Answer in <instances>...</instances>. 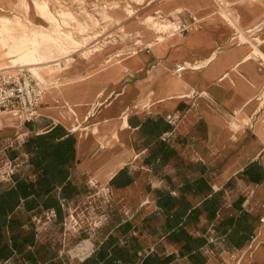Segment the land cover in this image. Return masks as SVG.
<instances>
[{"label":"crops","instance_id":"crops-1","mask_svg":"<svg viewBox=\"0 0 264 264\" xmlns=\"http://www.w3.org/2000/svg\"><path fill=\"white\" fill-rule=\"evenodd\" d=\"M10 2L15 4L16 1L0 0L6 7ZM212 8L215 7L211 2L208 10ZM236 8L235 13L230 12L233 22L247 25L246 29L254 28L246 34L264 52V0H246ZM219 19L211 20L208 16L198 28L182 33L184 40L170 44L163 52L151 47L140 51L130 62V68H123L120 74L110 77L104 85L110 93L109 105H98L88 120V108L80 112L83 126L96 115L100 122L98 136L90 135L80 142L76 132L81 128L72 130L70 120L57 115L55 102L48 99L41 101L37 119L19 123L23 134L30 136L58 123L76 134L73 172L74 182L81 191L63 201V219L69 211L80 209L82 227L78 236L72 230L65 233V248L79 242L82 247L78 250L84 253L98 248L113 234L119 236L120 245L137 238L141 252L144 255L157 253L163 261L161 264H264V222L260 220L264 217V60L254 53L248 42L242 43L232 29L225 32L224 28L213 27V24L221 23ZM257 32L260 33L255 35ZM256 37H260L261 42L254 40ZM234 39L236 42L229 44ZM213 52L215 56L204 66L183 73L175 71L179 64L203 60ZM151 72L155 74L152 77L155 81L148 79ZM185 78L186 83L180 86L182 92H177V81ZM98 87L100 85L95 84L93 90ZM150 93L151 100L146 104ZM169 94L178 97L168 100ZM138 102H145L142 108L137 107ZM125 110H129L128 126L120 125ZM168 116L173 117L172 127L162 140L169 148L163 150L161 158L154 157L156 139L145 135L137 125L138 121L148 117L167 119ZM232 121L239 127L233 128ZM7 127L13 130L15 126ZM114 132L119 138L114 137ZM24 141L19 142L21 151L14 152L15 170L29 172L36 180L39 174H34L28 164ZM254 164L263 168L259 181L244 173ZM199 166L205 170L202 172ZM122 168L128 170L134 181L117 188L111 181ZM113 169L115 172L110 175ZM200 176H204L211 186L208 198L218 193L221 202L213 216L211 211L203 208L205 196L186 195L201 212L184 230L193 238L206 240L200 246V258L196 260L182 254L184 237L177 241L168 238L169 233L164 230L166 213L157 205V191L169 190L180 195L185 179ZM10 179L9 176L3 184L1 181L0 188L8 186ZM92 179L96 181L95 187ZM104 186L110 193L108 196L98 192ZM245 214L254 217V235L243 242L238 237L230 240L233 227L226 221ZM29 215L33 225H27V228L35 227L37 244H51L53 249L47 248L58 253L56 261L63 264L77 262V253L69 256L65 252L68 248L62 249V243L58 247L63 237L57 230L62 220L56 210L36 207ZM34 217H40V223H36ZM125 224L130 225L123 233L120 228ZM135 264H142V260Z\"/></svg>","mask_w":264,"mask_h":264},{"label":"trees","instance_id":"trees-1","mask_svg":"<svg viewBox=\"0 0 264 264\" xmlns=\"http://www.w3.org/2000/svg\"><path fill=\"white\" fill-rule=\"evenodd\" d=\"M130 122H133L131 118ZM137 125L145 135L156 139L157 147L152 156L161 158L163 150L169 148L166 141L162 140V136L171 129L172 124L164 117L157 119L148 117L144 121H138ZM76 142V134L60 123L24 142L23 149L29 156L28 164L32 167V172L38 173L39 177L34 180L29 172L15 170L10 175L11 179L7 180L9 185L0 188V264H10L19 255L25 256L28 264H40V260L42 264H63L55 260L58 256L56 251L37 244L35 227L27 228V225H33L29 212L36 207L56 210L58 218L63 223L65 206L63 201L81 191L79 185L74 182ZM15 156L13 153L10 158L13 159ZM199 167L202 172L205 170L204 167ZM244 173L251 179L259 181L263 175V168L259 164L250 165ZM133 181L134 177L126 168H122L111 183L117 188H122ZM180 191V195H174L169 190L157 191V205L166 213L164 230L169 233L168 238L171 240L177 241L184 237L186 242L182 246V254L193 259L200 258L198 250L206 240L191 237L184 228L190 221L198 219L201 209L194 207L186 195L205 196L203 208L211 211L213 216L221 202L220 195L215 193L208 198L211 186L204 176L185 179ZM226 223L233 227L230 240L238 237L243 242L254 235V217L250 214L230 218ZM129 225L121 226V231L125 233ZM119 241V236L110 235L79 264H135L140 259L142 264L163 262L157 253L144 255L137 238H131L125 245H120ZM41 248L45 250L43 253H40Z\"/></svg>","mask_w":264,"mask_h":264},{"label":"rangeland","instance_id":"rangeland-1","mask_svg":"<svg viewBox=\"0 0 264 264\" xmlns=\"http://www.w3.org/2000/svg\"><path fill=\"white\" fill-rule=\"evenodd\" d=\"M14 1H17V0H14ZM29 1L33 4V0H29ZM47 1L49 2V10L51 8V10L56 15H58L57 17L60 19L59 22L61 21V27L65 30H70L72 34L74 35V37L82 44L83 42H85V37L89 38V35L91 36L94 34L100 35L98 40L89 38L90 44L87 47H90L92 45H94L95 47H98L100 43H97V42L100 41L101 43H103V48H104L103 51L101 52L97 51L89 59L85 58L82 54H79L80 52L73 54L76 58L77 66L83 70H87L90 68L92 69L93 66L98 65V64L101 65L102 62L105 61L106 65L104 68H102L101 70H98L97 72L91 75H87L86 76L87 78L80 81V85L82 84H84L85 86L89 85V87H94V85L100 81L99 83H97L98 85H100V87L93 90L94 92L92 96L89 95L88 97L89 99H93L96 91L100 89L101 87H104V84L108 79H105L103 81L101 80L105 78L106 73L109 70L112 69V71L109 72L110 77H115L116 75L120 74L123 68H125L123 63L117 60L115 53H118L120 51L121 56H125L126 53L130 54L134 50L138 52L146 51V50H149L150 47L152 49H156L162 52L166 50V48L162 45V43H157L153 47L148 46V41L156 39V36L159 32L157 31L152 32L151 30L148 29V26L146 23L142 22L141 24V20L147 18L150 15L156 16L157 9L161 7L162 5H164L165 3H167V0H47ZM244 1L246 0H180V3L183 6V11L179 13L180 18L178 19V21L175 22L177 26H173L172 28H170V30H174V32L173 33H170L167 31L165 32L169 36L167 40L170 42V44H174L176 42H180L184 40V36L182 34L183 32L181 31V29H178L179 24L180 25L186 24L188 28L191 30L199 27V26L197 27V25L199 23L201 24L204 20L203 19H201V21L198 20L195 10L199 12V14L204 19L207 18L208 16L211 17V16H220V15H222L225 18H226V15H228L232 19L233 16L230 12L235 13L237 9L236 7L242 4V2ZM211 2L215 8H212L209 11L208 4H210ZM9 5L10 6L6 7L3 4H0V13L6 14L8 16H12L14 18L19 17L23 21V23L26 25V27H37L39 29H43L46 35H55L57 33V30L60 27L59 25L56 24L58 22H56L53 25H50L48 22H47L48 24H46V21H49V19L47 20V19H43L42 17H38L33 7L31 10V14L28 15L25 12L23 7L16 5V2L15 4L10 2ZM128 10H132V14H130ZM219 11L222 12V14H219ZM59 12H65L67 14L72 13L73 17L75 18H73L72 16L66 17L65 19L66 23H65L63 22V19L59 17V14H58ZM107 14L109 16H106ZM36 18L39 19V22L32 21ZM224 21L225 20L221 19L220 21L221 23L213 24L212 26L218 28L219 25L221 26L225 24ZM135 26L141 27L146 32L142 36H140L139 34H136V32L133 31V28ZM238 26L241 27V32H243V35L248 37V39L252 41L254 45L257 46V44L252 39H250V37L246 34V32L254 31V28L249 27L246 29L245 26L247 25L245 26L238 25ZM189 29H187L184 34H186ZM17 32L20 33L22 31L18 29L16 33ZM174 33L175 35H172ZM234 33L237 34L239 38H242L241 37L242 33L238 34L237 31L236 32L234 31ZM259 33L260 32H257L255 33V35H258ZM174 37L178 38V40L174 41ZM137 39H139L141 42H138ZM254 40L261 42L260 37H256ZM231 42H236V39L232 41L230 40L229 44H231ZM47 43L48 42H43L42 45L47 44ZM73 46H74L73 44L69 45L71 49H74ZM95 47L92 46L90 48H95ZM82 49L84 50L86 48L83 47ZM4 58H5V62L10 63V59L7 56H4ZM185 62H190L192 64L190 66L191 67L190 69H197L201 66H204L210 61H208V59L205 58L203 60H194V61L188 60ZM185 62H183L182 64H179V66L185 65ZM17 68L18 67H16V69ZM95 69H97V67H95L92 70H95ZM185 72H188V71L185 70ZM153 76H155V74L151 72L148 76V79L151 81H155L156 80L155 78L152 79ZM180 78H183V77H180ZM182 80L183 79L178 80L177 82L180 83ZM45 96H46V91H45L44 97ZM48 98L49 97H47V99ZM57 98L58 97H51V101L55 102L54 107L56 105L63 106L62 107L63 109L65 108L66 110H68V105L64 101V99L62 97H59L58 99ZM91 107L92 106H90V108ZM20 122L23 123L24 122L23 119H19L18 123L13 125L15 126L13 130L8 129L9 127L7 126H0V129H1L0 130V182L1 181L5 182L6 179L9 177L8 174L12 172L11 170H15V165L13 163V160L10 157L14 152L18 153L21 151L22 147H20L19 142L22 140L26 141L27 139L32 137L30 135L23 134V131L21 130V127L19 126ZM76 133H79V131H77ZM23 146H24V143H23ZM93 183L95 187L96 181L93 180ZM98 192L100 194H104L107 196L110 194L108 189L105 186L100 187ZM80 211H81L80 209L77 211L76 210L69 211L67 216L63 220V223L61 225L60 224L57 225V230L59 232H62V237H63V240L62 239L60 240V237H59L58 240H60V243L58 242V247L62 243L63 245L62 249L65 250L68 248L65 252L69 256L72 255L73 253H76V246L78 245L79 242L71 243V245H68L65 248L66 246L65 245V242H66L65 233L72 230L74 232L73 234H76V236H78V232L82 227L81 226L82 222H81L80 215H79V213H81ZM45 219L46 221H49L48 216H45ZM24 221H25V218H24ZM35 221L36 223H40L41 218L40 217L35 218ZM41 245L43 246L45 245L46 247V248L44 247L45 249H48L47 248L48 246L50 249H53L51 244L47 243V244H41ZM44 251L45 250H42V248L40 249V253H43ZM26 262L27 260L25 256L19 255L17 256V259L11 261L10 264H28Z\"/></svg>","mask_w":264,"mask_h":264},{"label":"bare ground","instance_id":"bare-ground-1","mask_svg":"<svg viewBox=\"0 0 264 264\" xmlns=\"http://www.w3.org/2000/svg\"><path fill=\"white\" fill-rule=\"evenodd\" d=\"M16 5L23 7L28 15L31 14V10L33 7L38 17H42L43 19H47V20L49 19V21H46V24L49 23L50 25H53L56 22H58L59 24L58 23L56 24L59 25L60 27L58 28L57 33L55 35H46L43 29H39L37 27H26V25L19 17L14 18L12 16H8L6 14L0 13V68L13 72L16 70V67H28L29 70H31L33 74L36 77H38L47 86L46 96L44 97L43 95L42 101H46L47 97H49L48 99L50 101H51V97H58V98L62 97L64 101L67 103L68 110L65 111V109L62 108L63 106L56 105L55 111L57 115L58 114L62 115L64 118H68L70 120L72 130L76 131L81 128V130L78 133L80 142L84 140V137H88L90 135L98 136L100 133V127H99L100 122L98 119H96V115H95V119H92L90 123L85 124L83 126V124L81 123L82 121L80 120V112L83 108L87 107L88 109L86 113V118L87 120L90 119V117L95 114L98 105H102V106L104 105L103 107L109 105L108 97L110 93H108L104 87H101L96 91L94 98L89 99L88 97L93 91L94 87H89V85L85 86L84 84L80 85V81L87 78L86 77L87 75H91L97 72L98 70H101L102 68L105 67L106 64L105 61H103L101 65L96 66L97 69L95 70L90 69L87 71H83L81 68L77 66L76 58L73 54L80 52L79 54H82L85 58L89 59L97 51L100 52L103 51L104 50L103 43H101L100 41L97 42L100 43L98 47H95L94 45L92 46L95 48H90L92 46L87 47L90 44L89 38L98 40L100 35H96V34L91 36L89 35V38L85 37V42H83L82 44L74 37V35L70 30H65L61 27V21L59 22L60 19L57 17L58 15H56L51 10V8L49 10V2L47 0H33V4L29 0H17ZM182 11H183V6L180 3V0H167V3H165L164 5H162L157 9L156 16L150 15L147 18L141 20V24L142 22L146 23L148 29L151 30L152 32L155 31L159 32L156 36V39L148 41V46L153 47L157 43H162V45L167 49L170 42L167 40L169 36L165 32L166 31L170 33L174 32V30H170V28H172L173 26H177L175 22L178 21V19L180 18L179 13ZM128 12L132 14V10H128ZM195 13L199 21L203 19L204 20L203 22H206L205 19L202 18V16L199 14V12L195 10ZM58 14L59 17L63 19V22H65L66 17L69 16L73 17L72 13L67 14L65 12H59ZM108 14L106 16H109ZM219 14H222V12L219 11ZM218 17L225 20L224 21L225 24L221 26L219 25L218 28H224L225 32L226 31L228 32L230 31V29H232L235 32L237 31L238 34L242 33L241 34L242 38H240L241 42L242 43L248 42V44H250L253 47L254 53L257 55L259 54L261 58L264 60V52L259 47L254 45L252 41L248 39V37L243 35V32H241V27H239L236 23H234L231 17H229L228 15H226V18L223 17L222 15L211 16V20H217ZM32 21L39 22V19L36 18ZM199 25L201 24L199 23L197 27ZM18 29L21 30L22 32L16 33ZM133 31H135L136 34H139L140 36H142L146 32L139 26H135L133 28ZM172 35H175V33ZM177 40L178 38L174 37V41ZM137 41L141 42L139 39H137ZM43 42H48V43L42 45ZM68 44L69 45L73 44L74 49H71ZM83 47H85L86 49L83 50L82 49ZM115 54L117 60L122 62L125 68L126 67L130 68L129 66L130 62H132L134 59L138 57L139 52L134 50L130 54L126 53L125 56H121L120 51ZM213 54L214 52L209 57H206L208 61L212 60V57H214L215 55ZM4 56H7L10 59L11 64L5 62ZM191 65L192 64L190 62H185V65L182 66L185 67V70H189L191 68L190 67ZM111 71L112 69L106 73L105 78L102 79L101 81L105 79H109L110 78L109 72ZM181 72L183 73L184 71ZM185 83H186V78L183 79L180 83L177 82L176 83L177 88L175 87L176 88L175 90L177 92H182V90H180V86ZM168 96H169L168 100H174L175 98L178 97L173 94H169ZM151 97H152V93H150L147 96L146 104H149ZM144 103L145 102L143 103L138 102L137 107L142 108ZM90 106L92 107L90 108ZM128 113L129 110L124 111L120 125L128 126ZM100 116H102V114L99 115V117ZM19 119H21V117L16 111L0 112V126H8V125L13 126L18 123ZM232 127L237 128L238 123L232 121ZM113 135L115 138H119L116 132H114ZM91 141L93 142L94 140ZM87 147L89 148V146ZM109 147L110 145H108V148ZM85 151L88 150L85 149ZM114 172L115 169L111 170L110 175L114 174Z\"/></svg>","mask_w":264,"mask_h":264},{"label":"built area","instance_id":"built-area-1","mask_svg":"<svg viewBox=\"0 0 264 264\" xmlns=\"http://www.w3.org/2000/svg\"><path fill=\"white\" fill-rule=\"evenodd\" d=\"M178 29H181L184 33L189 28L186 24H179ZM184 69L185 67L181 65L175 70L180 73ZM45 91L46 85L28 68L18 67L13 72L0 68V112L16 111L26 121L37 119L40 116L38 109ZM167 120L172 123L173 117L168 116ZM166 134H163V139H166ZM11 171L8 174L9 176L15 170ZM260 220L264 222V217H261ZM80 247L82 246H79V244L76 246L77 262L70 261L68 264H79L92 251L89 250L82 253V251L78 250Z\"/></svg>","mask_w":264,"mask_h":264}]
</instances>
